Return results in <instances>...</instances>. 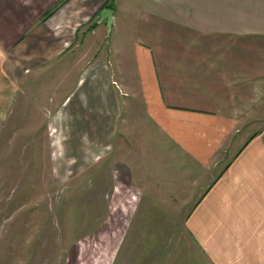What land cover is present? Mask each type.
I'll list each match as a JSON object with an SVG mask.
<instances>
[{
	"label": "rangeland",
	"instance_id": "374dc122",
	"mask_svg": "<svg viewBox=\"0 0 264 264\" xmlns=\"http://www.w3.org/2000/svg\"><path fill=\"white\" fill-rule=\"evenodd\" d=\"M101 31L0 65V264H264V156L246 148L264 103L201 165L120 85L132 63Z\"/></svg>",
	"mask_w": 264,
	"mask_h": 264
},
{
	"label": "crops",
	"instance_id": "0c3cea01",
	"mask_svg": "<svg viewBox=\"0 0 264 264\" xmlns=\"http://www.w3.org/2000/svg\"><path fill=\"white\" fill-rule=\"evenodd\" d=\"M104 8L113 10L110 29L100 18ZM87 25L115 30L118 41L106 43L104 54L122 53L132 63L120 85L148 96L151 120L201 165L233 126L241 132L257 125L264 103V0H0V65L57 61ZM263 133L247 142L250 160L264 156L258 150L264 135L256 139ZM206 196L202 205L226 199Z\"/></svg>",
	"mask_w": 264,
	"mask_h": 264
},
{
	"label": "water",
	"instance_id": "95a60500",
	"mask_svg": "<svg viewBox=\"0 0 264 264\" xmlns=\"http://www.w3.org/2000/svg\"><path fill=\"white\" fill-rule=\"evenodd\" d=\"M112 12H113V10L111 8H104L100 12V18H102V19L106 18V20H107L108 29H110L111 22H112Z\"/></svg>",
	"mask_w": 264,
	"mask_h": 264
}]
</instances>
